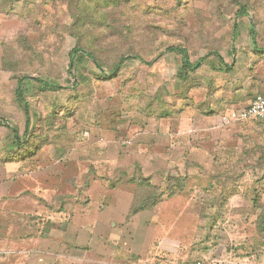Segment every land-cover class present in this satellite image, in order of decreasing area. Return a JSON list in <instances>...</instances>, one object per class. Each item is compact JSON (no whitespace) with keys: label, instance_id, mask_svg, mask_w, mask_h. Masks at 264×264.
<instances>
[{"label":"rangeland","instance_id":"1","mask_svg":"<svg viewBox=\"0 0 264 264\" xmlns=\"http://www.w3.org/2000/svg\"><path fill=\"white\" fill-rule=\"evenodd\" d=\"M77 46L102 69L70 73ZM170 46L203 66L184 76ZM256 47L264 0H0V116L25 138L19 157L0 126V264H264V121L186 116L213 81H264ZM136 199L156 204L129 217Z\"/></svg>","mask_w":264,"mask_h":264},{"label":"trees","instance_id":"2","mask_svg":"<svg viewBox=\"0 0 264 264\" xmlns=\"http://www.w3.org/2000/svg\"><path fill=\"white\" fill-rule=\"evenodd\" d=\"M247 8H248L247 6H243L241 8L240 12H242L245 15H247L248 14ZM237 32H238V26H235L234 30H233V39H234V37H236ZM251 32H252V35H253L254 40H255L256 33H255V27H254L253 24L251 25ZM254 43H256V42L254 41ZM256 51L261 53V54H263L264 53V48H262V49H258L257 48ZM167 53H175V54H177V55L182 57V60H183L182 73H183V75L184 74L187 75L188 73H192V72L197 71L204 64V59H200L197 62L192 63L191 60H190L188 51L186 49H184V48L177 47V46L167 47L165 49V51L162 52L158 56V58L162 57L164 54H167ZM214 54H216V53H214ZM216 56L223 63L222 57L219 54H216ZM83 58H87L88 60H91L97 67L102 69L101 62L99 61L98 57L94 53H92L91 51L85 49L84 47L77 46L69 53V72L70 73H72L74 71L77 62H79ZM136 59H140V57H138V56H123L119 60V62L116 64L114 69H112L108 73H104V74L107 75V76L115 77L118 74V72L121 70V68H123L124 65L127 62H129L131 60H136ZM225 66H226L227 72H232L233 65H225ZM26 79H30V78L26 76V77H22V78H20L18 80L17 88H16V91H15L17 102L23 107V109L25 111V116H26V133H25V135H27L30 132L31 124H32L31 106H30V104H29V102H28V100L26 98V90H25V87L23 85L24 81ZM31 79L36 80L39 83H41L43 85V88L46 89V90L58 91V90L62 89L61 86L55 85L53 83H50V82H48V80L37 79V78H31ZM76 84H75V86H76ZM0 126H4V127L8 128V129H11V131L13 133L12 146H14V148H15V143H16V145L18 146V149H19V151H17V156H19V157L22 156L23 157L25 153L20 152V150H22V148H23V145L25 143V138L24 137H19L18 130L15 129L14 127H12L1 116H0ZM32 154L33 153H31V155ZM155 204L152 203V205H150L147 200H144V201L139 202L137 204V199H136L133 202V205H132L131 210L129 212V217H134L135 215L139 214L140 212L147 211V210L153 208L155 206ZM261 219L263 221V224L262 225L259 224V225H260V227H262V226L264 227V213L261 216ZM258 223H260L259 218H258Z\"/></svg>","mask_w":264,"mask_h":264},{"label":"crops","instance_id":"3","mask_svg":"<svg viewBox=\"0 0 264 264\" xmlns=\"http://www.w3.org/2000/svg\"><path fill=\"white\" fill-rule=\"evenodd\" d=\"M246 79V78H245ZM249 79V76H248ZM204 82V81H203ZM215 85H219L222 86L223 88L220 90V93L217 95L219 96L220 94H222V96H219L212 98L211 100L207 97L208 95H205V99L204 101H202L203 104V110L201 113L196 114L195 116H192V110L187 112V115L190 119V122L192 121V117H202L203 119H205V121L207 122V119H210L211 117H213V115H219L218 116V121L220 120V118L225 115L226 113L230 112L231 110L235 109V108H244L247 107L246 106H240V101H239V93L238 92H242L243 89H245L246 87L249 89H253V92L255 91H260L261 93H264V81H259L258 79H252V81H239V80H234L232 78H227L225 79V81H213L212 84ZM229 85L230 83H236L237 84V89L232 92L231 90L227 89L226 87H224V84ZM239 87V88H238ZM238 90V91H237ZM225 92H228L229 95H225ZM224 93V95H223ZM209 99V100H208ZM195 109V108H193ZM231 109V110H229ZM229 110V111H228ZM220 112V113H218ZM174 119V118H173ZM167 122L166 120L163 119V123ZM179 124V123H178ZM239 264H245L243 262H239Z\"/></svg>","mask_w":264,"mask_h":264},{"label":"built area","instance_id":"4","mask_svg":"<svg viewBox=\"0 0 264 264\" xmlns=\"http://www.w3.org/2000/svg\"><path fill=\"white\" fill-rule=\"evenodd\" d=\"M248 120L264 121V96L256 95L250 104L244 108H235L220 118V124L228 125L234 122ZM197 264H203L198 262Z\"/></svg>","mask_w":264,"mask_h":264}]
</instances>
